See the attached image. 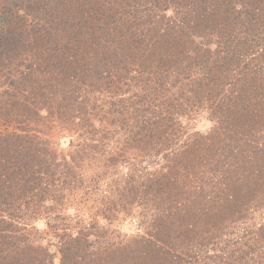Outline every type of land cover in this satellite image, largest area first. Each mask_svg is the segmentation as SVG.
I'll return each mask as SVG.
<instances>
[{
	"label": "trees",
	"instance_id": "trees-1",
	"mask_svg": "<svg viewBox=\"0 0 264 264\" xmlns=\"http://www.w3.org/2000/svg\"><path fill=\"white\" fill-rule=\"evenodd\" d=\"M29 31L42 45L14 44ZM0 38V73L10 74L0 83V264L55 260L13 221L8 196L34 201L36 220L46 201L93 195L83 178L115 175L110 208L139 211L140 229L100 264H200L227 252L230 224L264 223V0H0ZM42 48L35 78L12 71L22 64L11 66L13 54ZM66 76L75 89L61 95ZM205 102L225 119L212 111L214 126L195 130ZM44 110L63 113L50 124L69 125L66 148L50 152ZM63 232L66 249L77 238Z\"/></svg>",
	"mask_w": 264,
	"mask_h": 264
},
{
	"label": "rangeland",
	"instance_id": "rangeland-1",
	"mask_svg": "<svg viewBox=\"0 0 264 264\" xmlns=\"http://www.w3.org/2000/svg\"><path fill=\"white\" fill-rule=\"evenodd\" d=\"M19 13L21 18L25 16V21L30 22L33 20V16L25 11V9L20 10ZM31 24L38 27L39 30L42 27L40 22H35V24L32 22L28 24L31 29H36V27L33 28ZM31 32L32 31L26 32L22 40L16 39L14 44L20 43L19 45H28L26 49L29 50L31 48L37 49L39 45H42V42L36 43L35 41H37V39L35 35L32 36ZM214 41L216 45V42H219L220 39H215ZM44 49L45 48H42L38 51H32L25 54L26 58L23 60L19 59L23 55L13 54L11 66L16 61L18 64H22L19 65V68L15 67L12 71L15 72L19 69H26L30 78H35V75L38 74L37 67H39L38 64L40 62L36 59H33L34 57L31 55H35L36 53L40 55ZM4 71L7 74L9 72L7 68H4ZM5 73H0V83L6 80L7 74ZM70 82L71 79H69L67 76L63 77L61 81L59 80L57 82L60 84L57 89V91H60L59 94H70L69 91L75 89L73 85H70ZM221 89V86H217L216 93ZM232 89L236 92L238 91L239 94H242V96L246 94L249 95L246 99L251 102L261 99L260 96L253 97V95L258 93V90H255L252 95L244 89H242L240 92L235 86ZM124 95L126 99L129 97L128 92ZM105 98H107L106 95ZM200 108L201 109L197 114L191 116L193 118L192 121L194 120V125L192 124V126L195 128V130L209 129L215 124L213 120H209L210 115L212 114V111L216 113L217 109L211 107V104L208 102H205L204 106ZM44 111L45 113L42 116L47 119L46 123L49 124L50 127L47 128V132L41 133L45 134V141L48 142V145H51L52 149L50 148V152L53 150L52 144H54V147L59 149L63 143V146L61 147L63 149L66 148L65 146L70 143V137L74 136V133L68 129L67 126L69 125L67 124L54 128L55 124H57L56 121L59 118L58 115L63 113L60 112L56 115H50L48 110ZM75 112H78V109H76ZM216 114L217 117L225 119L222 112ZM51 122L54 124V126L50 124ZM115 122H117L118 126H120L117 117ZM225 136L226 135L222 134L219 141H221V139H223ZM147 163L149 162H144L141 167L146 168L147 171H151L152 167H147ZM132 165L133 167L130 168V174L133 176L138 175L140 173V170H138V167L140 166L139 162L136 161L135 164ZM90 170L91 169H88V171ZM103 170L104 169H101L99 173H103ZM109 176V180H100L97 177H94L92 180L83 178L84 182L88 183L86 189L88 190V188H91V190L94 192L93 195L85 198V195H83L82 192L83 190H75V192L72 191L67 193L66 196H62L61 201H46L45 204H41L42 213L39 215L38 219L36 218V220L32 219L31 213L32 208L34 207V201L30 200L29 197L26 198L25 201L21 200L20 198H11V195L7 194L9 195V203L12 204L9 206L12 209H16L18 213H14L15 216L20 214L13 221H20L23 223L25 222L27 224L25 232L28 233L34 244L41 245L47 252L50 251L53 253L55 259L54 264H100L102 258L108 254L107 248L109 245L127 241L130 235L134 234V232L140 229L138 224V210L126 215L125 213L121 212V210L118 211V209L110 208L109 204H112L111 202L114 203L113 200L115 199L113 187L116 188L117 184L114 183L115 175ZM120 179L121 177L118 178V180ZM123 179L124 178L121 180ZM18 202H22L23 204L19 210L15 206ZM46 209L48 210L45 211ZM260 211V209L256 210L257 213ZM263 213L264 212H261L260 215H263ZM48 222L56 227L55 232L50 231V227L52 226L47 224ZM263 224L264 223L261 222L258 214L252 216L251 219L249 218L245 224H230V226L226 228V232H224L222 237H219L220 240L223 241L222 248H229L226 250L227 252L220 254V252H218L219 250H215L217 252L211 251L210 253L206 254L204 260L203 258L200 260V264H264V232L258 231L261 226H264ZM242 225L247 226L241 229ZM66 227L67 231H69V234H72L73 238H77V240L72 242L69 238L71 243H68L66 248L67 250L64 249V246L62 247L61 244L60 246L58 245L60 238H66V236H62ZM63 250L66 251L64 252ZM250 250L253 251L251 254ZM243 253H246L244 257ZM106 261L107 260H105V262Z\"/></svg>",
	"mask_w": 264,
	"mask_h": 264
}]
</instances>
